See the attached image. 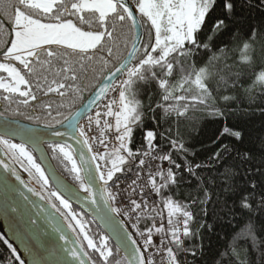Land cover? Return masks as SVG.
<instances>
[{"label": "snow or ice", "instance_id": "6c2138e0", "mask_svg": "<svg viewBox=\"0 0 264 264\" xmlns=\"http://www.w3.org/2000/svg\"><path fill=\"white\" fill-rule=\"evenodd\" d=\"M136 9L130 8L125 0H0V33L4 32L5 26L9 27V39L0 45V92L4 93L3 100L7 101L9 106L16 103L18 107L28 108L33 102L39 99L37 93H41L44 97L57 95L60 97L68 96L72 92L77 91L78 86H74L78 76L76 67L71 65L66 55H58L55 48L70 50L68 55L80 54L81 61L91 62L93 55L97 50L103 51L107 48L106 55H113V48L106 44V41H115L117 38V28L112 23L113 20L119 21L120 24L129 22L130 28L137 26L135 12L139 16L146 18V22L150 24L154 30V44L150 41V45H145L142 49L135 44L132 50L127 53L130 63L127 67L123 63L115 68L111 76L107 77L112 81L117 73L123 72L126 79L120 84L115 85L113 91H119V110L113 111L116 103L112 101L107 105V111L103 114L114 120V125L107 121L103 124L105 132H114L116 134V142L118 147L114 152L104 153L101 155L93 154L92 146L89 143V137L85 130L77 127L74 123L79 112L57 118L53 115L51 105H44L40 110L46 112L48 116L56 120V123H45V128H58L61 125L70 127L75 133L73 137L68 131H54L53 136L67 137L69 140L75 138L81 146L79 156H76V150L71 144H48V148L56 154H61L64 161L70 164L67 171L71 174L72 180L78 185L81 193L87 194V204L96 206L102 201L105 206V214L101 217L105 221L106 226L116 237L118 248H123L125 255L119 257L118 252H114L109 246V238L91 233L87 222L79 213L73 209V204L67 197L63 195L59 187L50 185V178L46 175V170L41 163L37 162L33 153L39 150V146L45 143L30 130L15 129V134L26 135L28 143H13L10 139L0 136V149L4 152V159H0V169L13 178L21 187L9 185L10 191L18 193L20 201L13 198L11 203L0 204V211L9 215L13 221L11 230L13 240L18 241L24 248V252L31 258L32 264H42L38 256L44 253L41 250L48 251L52 247L51 241L43 239L48 233L43 225L38 224L37 216L43 215L44 210L35 201L31 202V207L37 209L36 215H31V208L23 202L29 200L28 195L37 197L40 201L49 206L55 214L58 215L61 222L52 224L51 213L46 217V223L52 227V232L58 234V239L62 241L60 249L67 253L72 261L77 264H156L155 254L151 249L155 248L156 252H160L163 245H175L176 248L182 246L179 237L185 238L192 236L189 231V222L192 216L187 212H180V207L174 203L171 197H164L163 191L167 190L170 185L176 183V178L171 171L163 170L160 172V182L157 183L153 178L151 183L152 192L159 198L167 208L166 223L172 228L170 233L171 240L164 237L168 235L165 227H150L141 230L140 221L142 219L155 220L156 216H142L139 212L142 205L136 200L130 201L131 211L137 213L135 223L131 225L132 232H129L124 226L112 219V216H120L121 210L114 207L117 196L120 194L119 184L113 181L118 173L124 172L125 165L135 162L137 156H145L139 150L133 151L131 142L134 136V128L141 124L143 113L142 105L134 99L132 93L133 85L140 81L146 80V73L158 84L161 90V102L156 105L161 109L164 115L175 113L178 117H184L188 110L187 104L198 103L206 105L212 100V92L206 83H216L213 73L205 69H197L195 64L190 63V58L194 53L203 48L210 51V44H201L198 39L206 23V18L212 11L216 0H135ZM252 7L249 0H245ZM11 6L12 16L9 20H5L8 7ZM264 6V2H262ZM233 10L229 0H225V13L231 19ZM84 26L89 29L99 27L100 30H83ZM227 24L224 20L217 21L213 25V34L218 35L226 30ZM256 29L254 28V32ZM210 34L209 39L214 38ZM238 35V33H236ZM5 47L4 45L9 44ZM104 60V57H100ZM106 64L107 61H104ZM61 65L56 67L55 65ZM19 65L20 67H17ZM83 65L81 64V67ZM158 70V71H157ZM182 78L176 82H172L174 72H177ZM31 77L32 79H28ZM238 79V77H237ZM260 80L264 82V75L260 76ZM225 85L224 90L228 87H236L237 84ZM198 89L195 101L188 100L185 95H181L179 99L186 102L184 111L168 107L175 99V90L179 87L182 91H192V85ZM187 86V88H186ZM171 89V90H170ZM105 89L101 88L103 92ZM217 91L220 90V84H217ZM13 97L22 99L13 100ZM225 102L231 98L224 96ZM58 108H62L63 104H58ZM32 111H37L36 107ZM87 115V114H85ZM214 115H219L214 113ZM100 112H96V126L101 127ZM91 121L92 117L88 116ZM38 122V121H37ZM10 131L7 126H0V132L7 133ZM103 137V133H101ZM228 136L241 141L242 134L231 129L225 128L222 137ZM221 137V138H222ZM146 147L149 151L157 148L155 145L156 135L153 131H146ZM180 140L179 134L175 140L170 142V151L172 144ZM102 143L107 141L102 139ZM31 145V147L28 146ZM179 151H185L182 147ZM221 151H230L227 146H221ZM55 158V156L53 157ZM214 159L219 160V152L214 154ZM245 158H248L245 156ZM161 161H166L175 168L180 165L175 164L170 154L160 156ZM144 159H140L139 166H144ZM19 171H18V167ZM200 167V166H196ZM21 171L27 173L28 179L25 180L21 176ZM130 171V169H129ZM191 171V166L188 167ZM227 171H231L230 169ZM99 183L101 187L98 192L95 186ZM7 181L0 178V185H6ZM110 185L120 189L116 194L110 190ZM136 181H133L131 187L135 189ZM255 187V185H250ZM68 191H71L69 189ZM228 192V189H225ZM76 196V193H72ZM142 195V194H141ZM79 199V197H76ZM251 195L246 194L241 200L240 206L245 210H251ZM147 207V202H144ZM83 207V205H82ZM99 210V209H98ZM183 218V231L180 232L176 228L178 221L173 217ZM125 219L131 221L133 217L125 214ZM161 223L165 222L164 216H160ZM140 237V242L135 237ZM153 236L161 237L160 243L156 244L152 239ZM0 241L11 249L13 256V264H26L23 259V253L17 255V249L10 244L7 239L0 235ZM163 254V253H161ZM168 264H176L174 250L169 247L166 252Z\"/></svg>", "mask_w": 264, "mask_h": 264}, {"label": "trees", "instance_id": "16d2710c", "mask_svg": "<svg viewBox=\"0 0 264 264\" xmlns=\"http://www.w3.org/2000/svg\"><path fill=\"white\" fill-rule=\"evenodd\" d=\"M130 2L136 6L135 0ZM229 2L233 6L232 18L229 19L225 13V0H216L202 32L198 34L201 44H210V51L201 48L190 58V63L195 64L197 69L213 73V77L209 79L214 78L216 83L205 84L212 92L210 103L187 104L188 110L184 117H178L175 113L166 116L156 107L161 102V90L149 73H146L145 81L133 85L130 94L142 105L143 113L141 124L134 128L132 150L143 152L147 148L146 131L151 130L156 135L154 143L157 145L152 153L158 157L170 154L174 163L180 165L177 169L162 161L166 166L164 172L171 169L176 178V183L170 185L162 195L171 197L180 207V212H187L193 218L189 222V231L193 235L187 238L179 237L182 241L180 248L175 245H163L165 252L169 247L174 250L176 264H264V82L260 80V76L264 75V0H249L250 4L254 5L252 7L245 0ZM11 16L12 10L9 6L5 20H9ZM139 19L142 25L139 48L142 49L145 45L151 46L150 41L154 44V30L146 22V18L139 16ZM220 20L225 21L227 28L215 35L213 25ZM112 23L117 28V38L115 41H106V44L113 48L111 57L106 55L107 48L89 53L88 55H93L91 62L81 61L79 53L68 55L70 50L54 49L58 55L68 56L70 64L76 67V92L65 97H44L37 93L39 99L28 108L18 107L16 103L9 106L8 102L3 100L5 94L0 92V114L43 126L45 123L57 122L40 110L44 105H51L53 115L57 118L76 111L129 52L134 28H130L127 21L120 24L119 21L113 20ZM83 30L100 29L98 26L93 29L84 26ZM210 34H213L214 38L209 39ZM8 39L9 27L6 25L4 32L0 33V45ZM8 45H4L5 49ZM101 56L104 57L103 61ZM132 64H135V61H132ZM177 73L178 70L174 72L173 83L182 78ZM26 78L32 79L27 76ZM222 81L238 86L228 87L225 91ZM217 84H220L219 91L216 90ZM198 92L194 84L192 91H182L177 87L175 99L168 107L184 111L186 102L181 101L179 97L185 95L188 100L195 101ZM226 95L231 98L228 102L223 99ZM17 99L22 98L13 97V100ZM58 104H63V107L58 108ZM33 107H36L37 111H32ZM225 128L241 133V141L237 142L228 136L222 137ZM177 134L180 140L171 145L173 150L170 151V142L176 139ZM222 145L227 146L230 151H221ZM181 147L185 151H179ZM46 148L56 169L78 186L67 171L70 164L63 160L61 154H54L48 146ZM218 152L219 160L213 158ZM139 157H136L135 162L123 166L124 172L118 173L114 181L130 174ZM189 166L191 171H188ZM229 169L231 171H227ZM156 180L159 184L160 174ZM253 184L255 187H250ZM225 189H228L227 193ZM246 194L252 197L250 211L240 206ZM157 198L160 201L158 196ZM160 203L164 207L165 218L161 226L165 227L168 233L164 238L171 240L172 228L166 223L167 208ZM73 209L84 218L91 233L97 235V239L99 236H105L89 217L77 208ZM147 216L153 215L149 212ZM173 220L178 221L176 228L182 232L183 218L178 215L173 217ZM153 222L152 219H143L140 228L146 230ZM109 246L119 253L118 258H122L110 240ZM0 264H13L11 249L3 241H0ZM110 264H114V261Z\"/></svg>", "mask_w": 264, "mask_h": 264}, {"label": "water", "instance_id": "95a60500", "mask_svg": "<svg viewBox=\"0 0 264 264\" xmlns=\"http://www.w3.org/2000/svg\"><path fill=\"white\" fill-rule=\"evenodd\" d=\"M125 3L130 8L135 9L129 0H125ZM134 14L136 15L137 19V26L134 28V44L139 47L142 38V25L137 12H135ZM131 50L132 47L130 51ZM121 63H123L125 67H127L130 63H132V61H130V59H128L126 56L117 66H119ZM115 68L103 78L101 83L97 86L96 89H94V91L83 102V104L71 114L73 115L77 112L80 113L76 121H74V123L77 124V127H79L80 121L86 116L85 114H88L98 104V102L100 101L106 90L109 88L111 83H113V81H115L123 73H117L116 77H114L112 81H109L107 77L112 75V73L115 71ZM101 88H104L105 90L101 92ZM0 126L9 127L10 131H8L7 133L0 132V136H3L6 139H10L13 143H28L27 136L23 134H15L14 131H12L15 129L30 130L31 133H34L37 137L45 141V143L40 144L39 150L35 151L33 154L35 155L37 162L41 163L42 167L46 170V175L50 178V185H52L53 187H59L63 195L67 197L69 201L73 204V207L77 208L84 215L89 217L97 225L101 232L109 238L110 242H112L116 246V248L120 252V256L123 257L125 255L123 248H118V241L116 237L110 231L109 227L106 226L105 221L101 219V217L104 216L106 209L103 202L99 201V196H97L98 204L96 206L87 204V194L79 192L78 186L71 183L57 171L47 152L46 146H48V144H71L75 148L76 156L78 157L81 151V146L77 143V140L75 138L69 140L67 137H56L52 135L54 131H68L73 137H76L77 133H75V131H73L70 127L66 125H61L55 129L45 128L43 126L29 124L27 122L8 118L2 115H0ZM28 146L31 147L30 144H28ZM4 158V152L2 149H0V159ZM19 170L20 169L18 167V171ZM20 174L24 177L25 180L28 179L27 173L21 171ZM0 178H3L7 181L6 185H0V204L11 203L13 201V198H15L16 201H20L18 193L11 192L9 185L15 186L16 188H20L21 186L17 184V182L13 178H11L7 173H4L2 169H0ZM100 187L101 185L97 183L94 190L98 192ZM69 189H71V191H68ZM21 190L25 191V194L29 197V200L23 203L26 204L29 208H31V215L37 214V209L31 207L32 201H35L36 204L40 205V207L44 210V214L37 216V220L38 224L43 225L44 229L48 233L43 237V239L52 242V247H50L48 251L41 250L44 254L42 256H38V259L41 260L42 264H77V262L71 260L67 253L61 251L60 246L63 242L58 239V234L52 232L51 225L46 223V217L49 213L52 214V224L61 222L58 215L55 214L49 206H47L44 202L40 201L37 197L31 196V194L27 193L24 189ZM72 193H76V196H73ZM76 197H79V199H77ZM112 219L122 224L124 228L127 229L125 224L118 216H112ZM12 223L13 221L10 219L9 215L3 214L2 211H0V234L3 235L7 239V241L18 250L16 253L17 255L23 253V259L25 260L26 264H32V260L27 255V253L24 252L23 246L18 241L13 240V234L11 230Z\"/></svg>", "mask_w": 264, "mask_h": 264}, {"label": "built area", "instance_id": "2783aa9c", "mask_svg": "<svg viewBox=\"0 0 264 264\" xmlns=\"http://www.w3.org/2000/svg\"><path fill=\"white\" fill-rule=\"evenodd\" d=\"M114 99L115 95L106 93L97 108L90 112L82 121V129L85 130L89 137V143L92 146L93 154L101 155L106 151H110L114 147L117 148L116 134L114 132H105L103 130V124L105 121H109V124H113V119L106 117L103 114L108 110L107 105ZM96 112L101 113V116L99 117L101 127L99 128H97L95 123L97 119ZM88 116L92 117L91 121L88 119ZM101 133H103V137L101 136ZM102 139L107 141V143H102ZM142 153H147V155L139 157L130 174L113 183V185L118 183L120 189L124 190L120 191V194L117 196L113 206L121 210L120 217L131 232V225L136 222L134 218L137 213L131 211L132 205L130 201L136 200L138 203H141L142 207L139 212L142 216H147L148 212H153L158 216H161L162 214V209L160 207L161 205L155 193L152 192L150 181L153 178H156L157 175L160 174L161 170L165 171L166 166L159 159V157L153 154L152 151H149L148 148H146ZM140 159H144L145 161L143 167L139 166ZM133 181H136L135 189L131 187ZM120 189H117L112 185L110 187V190L114 194H116ZM145 201L147 202V207L144 206ZM126 213L133 217L131 221L125 219ZM160 226V221L156 220L154 222V227L159 228ZM135 238L138 242H140V237L137 236ZM152 239L156 243L157 239H160V237L153 236ZM151 252L156 253L154 257L156 264H168V257L165 253L161 254L162 252H156L155 248L151 249Z\"/></svg>", "mask_w": 264, "mask_h": 264}, {"label": "rangeland", "instance_id": "374dc122", "mask_svg": "<svg viewBox=\"0 0 264 264\" xmlns=\"http://www.w3.org/2000/svg\"><path fill=\"white\" fill-rule=\"evenodd\" d=\"M136 7H137V5L136 6H134V8L136 9ZM137 14H138V12H137ZM138 17H139V14H138ZM141 42V41H140ZM133 44H134V36H133V40H132V43H131V47L133 46ZM10 46V45H9ZM131 47H130V49H131ZM57 49V48H56ZM130 49H129V51H130ZM6 50V49H5ZM17 67H20L19 65H17ZM3 75H6V74H1L0 76H3ZM121 78H117L116 79V81L111 85V87L109 88V89H107L106 90V92L107 93H111V94H113V95H115V99L113 100V101H115L116 103L114 104V106H113V111H118L119 110V91H120V89H116L117 90V93H116V90L115 91H113V88L115 87V85H118V84H120L125 78H126V76L124 75V74H122L121 76H120ZM1 115V114H0ZM3 116V115H2ZM5 117H8V118H13V117H9V116H6V115H4ZM85 118V117H84ZM84 118L80 121V124H82V121L84 120ZM13 119H17V120H19L18 118H13ZM22 121V120H21ZM25 122H27V121H25ZM107 122H109V121H107ZM27 123H29V122H27ZM30 124V123H29ZM36 125V124H35ZM113 125H114V120H113ZM37 126H41V125H37ZM47 149V148H46ZM115 147L113 148V149H111L110 151H106V152H104V153H110V152H114L115 151ZM103 153V154H104ZM34 155V154H33ZM34 158H36L35 157V155H34ZM54 164V163H53ZM55 166V165H54ZM57 171H58V169H57ZM59 172V171H58ZM60 173V172H59ZM61 174V173H60ZM62 175V174H61ZM63 176V175H62ZM64 177V176H63ZM24 178V177H23ZM65 178V177H64ZM67 179V178H66ZM68 180V179H67ZM161 207V209H164V207L163 206H160ZM152 215H154V216H156V219H158L160 222H161V219H160V216H158V215H155L154 213L152 214ZM155 219V220H156ZM150 228V227H149ZM141 230H145V229H142L141 228ZM1 235V234H0ZM160 240L161 239H157V241H156V244H159L160 243ZM160 252H162V253H165L166 254V252H165V249H164V246H162L161 247V249H160Z\"/></svg>", "mask_w": 264, "mask_h": 264}, {"label": "bare ground", "instance_id": "6f19581e", "mask_svg": "<svg viewBox=\"0 0 264 264\" xmlns=\"http://www.w3.org/2000/svg\"><path fill=\"white\" fill-rule=\"evenodd\" d=\"M23 177V176H22Z\"/></svg>", "mask_w": 264, "mask_h": 264}]
</instances>
